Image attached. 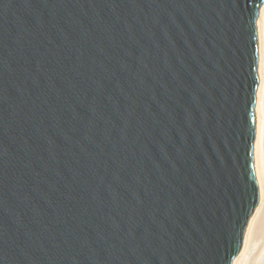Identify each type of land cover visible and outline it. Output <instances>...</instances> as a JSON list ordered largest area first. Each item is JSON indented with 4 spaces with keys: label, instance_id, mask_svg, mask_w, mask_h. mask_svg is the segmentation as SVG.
Listing matches in <instances>:
<instances>
[{
    "label": "water",
    "instance_id": "95a60500",
    "mask_svg": "<svg viewBox=\"0 0 264 264\" xmlns=\"http://www.w3.org/2000/svg\"><path fill=\"white\" fill-rule=\"evenodd\" d=\"M262 1L0 0V264H231Z\"/></svg>",
    "mask_w": 264,
    "mask_h": 264
},
{
    "label": "bare ground",
    "instance_id": "6f19581e",
    "mask_svg": "<svg viewBox=\"0 0 264 264\" xmlns=\"http://www.w3.org/2000/svg\"><path fill=\"white\" fill-rule=\"evenodd\" d=\"M264 9V0L262 1L260 8L258 10V14L256 20L258 19V15L260 10ZM258 24H256V35H257V48H260V40L258 36ZM259 61H260V52L258 51L257 57V75L259 69ZM255 97H257L258 93V84L256 88ZM255 121H256V132L253 141V164L256 165V169L254 170L255 178L258 187L259 198L255 205V208L248 219V222L245 226L243 242L240 251L233 258L231 264H264V196H261L260 188H259V167H260V159H259V150L258 147V131L261 122V112L258 104H255ZM255 253H253V251Z\"/></svg>",
    "mask_w": 264,
    "mask_h": 264
},
{
    "label": "snow or ice",
    "instance_id": "6c2138e0",
    "mask_svg": "<svg viewBox=\"0 0 264 264\" xmlns=\"http://www.w3.org/2000/svg\"><path fill=\"white\" fill-rule=\"evenodd\" d=\"M258 24V36L260 40V48L258 51L260 52V61H259V69L258 75L253 76V83L258 84V93L257 97L253 99L254 104H258L261 112V122L258 131V147L259 150V159H260V167H259V188L261 196H264V9L260 10L258 15V19L253 22V31H256L255 25ZM257 39L256 36H253V40ZM253 72H257L256 68H253ZM254 91H257L254 89ZM251 154V153H250ZM253 169H256V165H252ZM255 185H253V191L255 192Z\"/></svg>",
    "mask_w": 264,
    "mask_h": 264
},
{
    "label": "rangeland",
    "instance_id": "374dc122",
    "mask_svg": "<svg viewBox=\"0 0 264 264\" xmlns=\"http://www.w3.org/2000/svg\"><path fill=\"white\" fill-rule=\"evenodd\" d=\"M256 250L253 251V253H255ZM257 252V251H256Z\"/></svg>",
    "mask_w": 264,
    "mask_h": 264
}]
</instances>
